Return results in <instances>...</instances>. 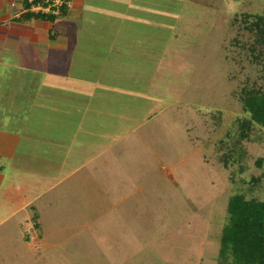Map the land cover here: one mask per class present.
<instances>
[{
  "label": "rangeland",
  "instance_id": "1",
  "mask_svg": "<svg viewBox=\"0 0 264 264\" xmlns=\"http://www.w3.org/2000/svg\"><path fill=\"white\" fill-rule=\"evenodd\" d=\"M85 5L90 16L63 19L66 48L29 54L62 76L37 131L64 142V163L53 179L31 172L48 189L40 228L1 227L0 264H218L231 196L264 199V132L238 124L243 90L264 91V63L241 47L264 0ZM75 168L79 185L64 180Z\"/></svg>",
  "mask_w": 264,
  "mask_h": 264
},
{
  "label": "crops",
  "instance_id": "2",
  "mask_svg": "<svg viewBox=\"0 0 264 264\" xmlns=\"http://www.w3.org/2000/svg\"><path fill=\"white\" fill-rule=\"evenodd\" d=\"M85 2L72 0V6L65 17L84 18L86 12L90 16L95 6L92 9H89L90 6L86 8ZM23 14V0H0V228L5 225L8 232L14 223L17 230L21 228L25 235V231L28 227L31 230L37 219L41 222L40 212L43 207L42 204L38 207L37 201L48 193L43 185L34 188L37 179L31 177V172L40 170L47 174L49 171L51 174L48 179H53L52 167L63 166L65 152L61 151V156L55 157L54 146L60 147L64 142L54 137L47 139L46 143L40 142L37 131L50 129L51 111L48 112L43 98L55 92L54 88L57 87L52 85L48 90L47 81L53 76H62L46 69L39 73V62L33 64L29 54L35 50L36 44L48 47L51 52L66 48L68 39L60 38L58 32L66 34L68 27L63 22L65 17L51 22L36 18L24 19ZM27 54L28 62L25 57ZM41 114H45V121H39ZM18 171H22L23 175L16 182ZM9 172L13 177L6 182ZM63 172L66 173L64 180L77 175L76 185H79L81 179L84 181L79 173L76 174L77 168L72 171L73 174L69 169ZM73 183L75 178L71 181ZM2 236L0 234V238ZM29 240L31 244L32 236Z\"/></svg>",
  "mask_w": 264,
  "mask_h": 264
},
{
  "label": "trees",
  "instance_id": "3",
  "mask_svg": "<svg viewBox=\"0 0 264 264\" xmlns=\"http://www.w3.org/2000/svg\"><path fill=\"white\" fill-rule=\"evenodd\" d=\"M67 1L71 5L64 4L61 8L62 13L57 15L30 11L33 5L41 4L45 0H34L33 2L23 0L22 18L56 22L65 17L71 8L72 0ZM241 32L245 37L241 47L251 53L255 62L263 64L264 13L257 15L256 20L249 27L243 28ZM241 100L245 116L238 119V124L243 137H248V133L255 125L264 132V91L259 88L244 89ZM230 154L227 153L225 161H234ZM241 155L240 151L235 161L240 160ZM263 163L264 159L260 158L256 164L261 168ZM259 180L260 178H257L253 182ZM228 204V223L224 226L221 236L218 264H264V199L235 194L231 196ZM40 224V220L37 219L36 229L40 228Z\"/></svg>",
  "mask_w": 264,
  "mask_h": 264
},
{
  "label": "built area",
  "instance_id": "4",
  "mask_svg": "<svg viewBox=\"0 0 264 264\" xmlns=\"http://www.w3.org/2000/svg\"><path fill=\"white\" fill-rule=\"evenodd\" d=\"M30 2H33L34 0H29ZM51 0H45V2L41 3V4H37V5H33L30 8V11L32 12H44V13H52V14H61L62 13V6L64 4H68L69 6L71 5V3H68L67 0H52V2H50Z\"/></svg>",
  "mask_w": 264,
  "mask_h": 264
}]
</instances>
